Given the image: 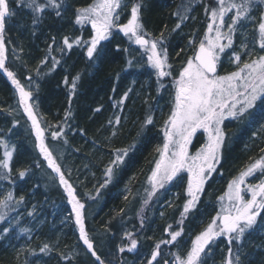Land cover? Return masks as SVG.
<instances>
[{"label":"snow or ice","instance_id":"6c2138e0","mask_svg":"<svg viewBox=\"0 0 264 264\" xmlns=\"http://www.w3.org/2000/svg\"><path fill=\"white\" fill-rule=\"evenodd\" d=\"M17 5L26 6L31 10L34 14L32 22L35 24L47 9H54L55 15L61 16L60 10L65 5V0H43V2L17 0ZM126 7L127 0H93V3L86 7L76 8L74 23L82 26L90 24L92 35L86 40L83 36L71 39L65 36L63 47L59 51L63 53L71 50L74 45L83 46L88 60H95L102 50V42L108 41L114 32H120L143 49L147 56L146 66L155 74L158 94L166 87L165 79L170 80L171 88L174 90L171 96V108L161 127L163 142L155 149L157 156L147 178L151 190L148 191V198L144 200V204L147 205L151 198L167 185L183 183L182 174L186 173L187 180L184 187L186 199L180 221L182 225L187 215L196 209L207 181L211 174L216 172L217 166L223 159V149L227 140L224 121L228 118L241 120L251 116L258 104L264 106V0H213L212 4L206 3L204 11L208 22L203 38L198 42L195 38L189 39V45L194 48V52L175 74L173 65L169 61L168 50L164 46L166 39L164 32L158 37L146 32L141 18L142 3L140 2L132 3L127 22L120 23L121 13ZM256 10H259L258 15H253ZM189 11L191 8L185 7L184 12ZM174 15L179 16V22L173 31L181 28L183 21L188 19L186 14L174 13ZM14 16L15 11L10 6V0H0V70L14 86L19 95V105L31 121L36 148L47 162V167L56 174L59 185L66 193L78 228L79 241L82 242L87 253L94 257L97 264H105L95 250V242L87 230L85 204L79 199L76 188L66 178L52 150L45 142V129L34 114L33 104L29 103L32 99V91L21 84L17 74L6 64L8 57L5 33L8 21ZM248 24L252 25L251 30L246 27ZM238 34L242 36L239 45L236 44ZM54 43L55 38H53ZM51 50L52 45H49V55ZM225 55L229 63L234 65V70L220 74L219 69L222 67ZM48 58L46 56L41 64H46ZM51 59L54 68L59 61L55 57ZM128 63L131 65L132 61ZM27 79L31 81L32 77L28 76ZM79 79V74L72 79L70 85L72 93L75 92ZM64 83H69L67 77ZM127 98L128 92H125L116 106L123 105ZM94 111L100 112L101 108L98 107ZM70 116V110L66 111L65 121ZM18 123L15 121L13 126ZM114 123L120 124L118 116L115 117ZM153 123V116L148 115L143 126ZM109 124H113V120L110 119ZM198 132L205 134L206 140L193 152L191 151L193 137ZM64 135L60 125H56L55 130L51 131L52 140H59ZM113 135H116L115 131ZM64 143H67L66 139ZM131 147L115 150L114 159L110 160L105 168L107 179L101 187H105L110 182L114 169L124 163V158ZM0 148L3 149V156L0 157V180L11 182L15 146H10L0 137ZM261 152L264 153V148ZM36 167H40L39 162L36 163ZM29 171L30 169L18 170V177L24 179ZM249 178L257 179L258 182H249ZM14 200L16 204H21L24 197L15 199L13 193L9 191L0 198V222L6 219L7 214L3 210L9 209L10 202ZM218 200L220 207L216 215L191 239V245L186 252L173 254L172 264H204L212 246L221 238H224L227 244V255L223 264H241V255L238 251H234L233 245L242 244L244 237L254 230L261 220H264V155L254 159L237 176H234L229 181L227 190L218 197ZM28 215L31 216L33 213L29 212ZM170 228L171 226L165 229L170 239L155 244L146 264L157 262V258L161 255V245H174L178 242V238L182 237L183 227L175 231H171ZM8 232L9 228L5 227L3 233ZM124 236L129 243L118 246V251L121 253L135 251L138 240L134 238V234L126 232ZM51 250L48 244H44L39 249L40 253H48ZM164 264L169 262L165 260Z\"/></svg>","mask_w":264,"mask_h":264},{"label":"trees","instance_id":"16d2710c","mask_svg":"<svg viewBox=\"0 0 264 264\" xmlns=\"http://www.w3.org/2000/svg\"><path fill=\"white\" fill-rule=\"evenodd\" d=\"M88 2L90 1L85 0L82 4L87 6L86 4ZM140 3H142L141 18L147 32L156 37L159 36V32H164L166 38L164 46L168 50L169 61L173 65V72H175L179 64H182L186 54L192 55L194 52V48L189 45V39L195 38L198 42L203 37L208 22L204 11V5L206 3L212 4L213 0H178L176 4H172V0H143ZM131 6L132 4L127 5L125 10L128 12ZM185 7L191 8V11L185 13ZM46 11L48 12L46 16L49 17V19L53 18L48 25V27L52 29L47 30L48 27L46 28L49 19H41L40 16L36 25L32 27L28 33L23 34V39L19 41L24 51H29L28 56L25 57V61L29 63L32 61L35 63L36 70L32 73L31 77L32 79H36L40 84V90L37 96L41 116L45 119L47 124L53 126L51 131L55 130L56 125H60L65 135L56 141L64 142V139H66L67 143L64 144L68 149L70 148L72 150L70 154H75V156L81 160L80 164L85 162V166H87L88 170L91 169L93 171L95 165H97L96 167L101 166L102 170L104 169L103 174L105 180L107 179L105 168L109 165V155L114 159L116 149H123L126 144L134 145L131 153L124 158V163L117 175L116 181L109 189L112 191L113 189H117L130 176L139 177V175L141 176L144 174V171H146L149 165V155L152 154L158 142L161 140L159 132H161L160 127L162 125L163 109L167 107V99H165L163 105H161V98L157 100L158 85L156 77L153 70L146 66V63L142 67L134 68H130L127 65L126 57L123 52V48L126 49L127 43L122 38L120 32H114L113 36L104 43L102 54L98 59V65L91 74L88 72V63L90 60H88L86 49L83 46L78 47L74 45L71 50H67L63 53L58 50L55 58L59 63L53 68V61L51 59L52 50L49 55V45H52L53 48V38H56L57 33H59V29L56 28L58 24H61L57 22L58 16L55 15L54 9H47ZM174 13H180L181 15L186 14L188 16V19L183 21L181 28L175 31H173V29L179 22V16L174 15ZM33 16L34 14L32 17ZM63 25H65V23H62V26ZM71 25L72 19L70 20V26ZM73 29L74 30H72L69 35L62 36L59 49L63 47V38L65 36H68L70 39L83 36L85 40L91 36L89 24L79 27L75 26ZM115 35L119 36V40L116 41L114 39ZM40 43L46 44L44 46L40 45L43 49L38 53L37 45ZM46 56L49 57L48 60L50 61L48 66L41 64V61ZM80 63L84 65L82 66L84 68H80ZM229 66L234 68L232 64ZM62 67L69 69L65 71L63 75H61ZM78 74L80 79L77 81L75 92L72 93L70 91L71 81ZM65 77L68 78V84L64 83ZM164 83L166 87L161 89L159 93L162 90L168 92L172 90L169 79L166 78ZM13 89L15 90L14 86L7 79L3 71L0 70V137L7 141L10 146V121L5 112L1 109L12 101ZM125 92H128V98L123 105L116 106ZM170 94L171 93H168L167 96ZM70 96L71 103L69 104ZM98 107L101 108V111L95 112L94 109ZM69 110L71 116L65 121L66 111ZM262 112H264V106L258 104L249 122L243 126L231 147L224 151L222 162L217 166L216 172L212 173L213 175L220 174L216 184L224 185V183L239 170V166L243 162H253L254 159L260 157L257 155L258 151L264 148V114H262ZM148 115L153 116L154 123L145 127L143 124ZM117 116L120 118L119 125L114 123L115 117ZM110 119L113 120V124H109ZM114 131L117 133L116 135H113ZM205 140V134H196L193 139L191 151L194 152ZM261 154L263 155L262 152ZM0 156H3L2 148H0ZM39 158L37 159L24 144L15 146L11 182L9 180H0V198H3L9 191H11L14 196L19 194V197L23 196L25 198L27 197L26 195H29L26 193V190L30 188L34 189V193L36 192L37 194L35 193V195L38 197L44 195L41 193L40 188H38L39 185H37V187L34 183L28 182L27 180L29 175L36 173L35 169L38 168L36 167V163L39 162L41 165L45 162L41 157ZM22 169H30L24 179H20L17 174L18 170ZM61 169L63 172H66V166L64 164ZM87 181H89V178ZM92 182L95 183L94 175ZM182 184L183 183H172L167 185L164 189H161L159 193L157 192L149 203L145 205L144 200L148 198V191L151 190L150 185L146 181L141 191V197L136 203L139 215L134 216L133 219L137 221L141 218L143 221H148V212L152 204H154L152 209L159 205L160 210L161 204L163 205L166 203L171 197L175 195L185 196V186ZM21 188H23L22 190H24V193L21 192ZM62 191L64 192V190ZM206 191L207 190H205V192ZM162 192L163 196L161 197ZM215 196L216 194L213 196V199H215ZM203 198L202 194L199 203L203 201ZM205 198L206 205L201 204L200 210L196 208L194 211L190 212L193 214L191 219L189 213L181 225V209L174 221L175 223L167 225V228L171 226V231L183 227L182 237L178 238L175 247L181 245L182 242L191 241L196 234L206 227V225H204V227H199V222L203 220L206 215L210 216V214H213L216 203L209 209L207 192ZM119 207L120 204L118 203L117 197L115 195H107L95 217V219H97L96 223L99 224L100 222L104 225L112 221L113 217L117 215ZM35 208L39 210L40 206L36 205ZM3 211L7 215L6 219L0 222V264H19L21 261H23L22 264H34L37 259H39V264H72L67 254L62 256L57 253V255H43L39 251H35L37 254L31 253V259H29L28 253L30 251L23 250L19 252L16 248L35 242L38 235L37 229H33L32 225L26 224L24 220L25 216L21 215L15 217L19 211L16 210L13 203L10 204L9 209H4ZM46 213H48V211ZM42 215L45 214L42 213ZM132 223L134 225L127 233H133L134 238L137 239L140 231L136 230L137 224H135V222ZM5 227L9 228L7 234H3V229ZM22 229H28L29 231H21ZM147 229H149V232L148 235H145L146 238H144L141 243H138V247L134 253L129 252L135 255L137 250H140L141 253H139V256L142 259L140 264H146L156 243L161 240L170 239L166 232L161 235V221H149ZM154 230L156 232H154ZM70 231L73 237L70 243L71 246L74 245L71 251L74 252L78 249L85 251L88 260L90 259L93 264H97L94 257H92L90 253H87L86 248L78 239L79 233L75 225L74 217ZM188 231H190V234L186 237ZM254 234L255 229L247 234L244 240H246L245 238L247 236ZM155 237L158 239L155 240ZM52 238L55 239V235H53ZM261 238L264 240V233L261 235ZM9 239L11 242H7ZM115 243L116 260L119 263L122 256L126 254V251L123 253L119 252L118 246L128 244L129 241L123 235V237L120 240H116ZM144 243H148L149 246L146 254L144 253ZM216 244L223 247V256L225 259L227 255V244L225 239H219ZM140 246L141 248H139ZM173 247V244L161 245L160 252L161 254L163 251L166 253L168 251L171 252L170 250H172ZM233 249L234 251H238L241 255V264H264V247H262L260 251H255L254 249L247 248V246L245 248L241 244L239 246L234 244ZM90 260L89 262H91ZM165 260L168 262L173 261L168 258H157V262L161 264H163ZM204 264L212 263L209 259H205ZM218 264H223V262H218Z\"/></svg>","mask_w":264,"mask_h":264},{"label":"rangeland","instance_id":"374dc122","mask_svg":"<svg viewBox=\"0 0 264 264\" xmlns=\"http://www.w3.org/2000/svg\"><path fill=\"white\" fill-rule=\"evenodd\" d=\"M88 1L90 2L86 4L87 6L93 3V0H88ZM137 1L141 2L143 0H135V1L127 0V5H131L132 2H137ZM172 1H173L172 4H176L178 0H172ZM84 2L85 0H65V5L60 10L62 14L57 18V22H59L61 25L58 24L56 28L59 29V33H57V36L55 38V43L53 44L52 57H55L57 55V52L59 50V43L62 36L69 35L72 32V30H74L73 27L82 26V25H76L75 23L74 26L73 22L75 19V9L79 7H86L82 4ZM10 6L15 11V16L8 21L7 30L5 33V42H6L7 57H8L6 64L10 70L17 73V76L21 84L27 90L32 91V99L29 101V103L33 104L34 114L37 117L38 121L40 122L41 126L45 129V142L48 145V147L52 150L60 166L62 167L63 164L66 166V172H64L65 176L69 180V182L76 188L78 197L81 200V202L85 204L84 212L86 217V221H85L86 227L95 242V250L97 251L98 254H100L101 258L105 261L106 264H111V263L117 264L118 263L116 260L117 254H116V250L114 249V245L116 244L115 242L116 240H120L123 237L124 233H126L129 229H131V227L134 225L132 222H135V224H137L136 226L137 229L136 228L135 229L140 231V234L137 238L138 243H141L144 240V238H146L145 235H148L149 229H147V227H148V222L151 220H154L155 222L161 221V235H163L165 229L167 228V225L175 223L174 221L178 213L182 209L185 196L175 195L171 197L166 203H164L163 205L161 204L160 210H159V205L154 209H152L154 207L153 206L154 204H152L148 212L149 214L148 221H143L141 220V218L135 221L133 217L139 215V211L136 203L141 197L142 188L144 187V184L146 183L147 178L150 175L151 168L154 166L153 161L157 156V153L155 151L157 146L155 147L152 154L149 155V165L147 166L146 171H144V174H142L141 176L139 175V177L130 176L117 189H113L112 191H110L109 189L116 181L117 175L119 174V171L123 164L119 165L114 169V173L110 182H108L105 187H101V185L105 184V179L103 174L104 169L102 170L101 166L96 167L97 165H95L93 171L91 169L88 170L87 166H85V162L80 164L81 160H79V158L76 157L75 154L73 155L70 154L72 150L70 148L68 149L64 144V142H58L56 140H52L50 135H51V128L53 126L47 124L45 119L41 116L39 110L37 95L40 90V84L36 79H32L31 81L27 79L28 76H31L32 73L35 72L36 70L35 63L32 61L31 63L25 61V57L28 56L29 51L26 50L24 51V49L21 47L19 43L20 39H23V34L28 33L32 29V27L36 25V23L33 24L32 22L33 13L30 11V9H27V7L25 6H18L17 0H10ZM258 12L259 10H256L253 13V15H258ZM47 13L48 12L45 11L41 15V19L43 18L46 20L49 19V17L46 16ZM129 16H130V10L128 9V12L124 10L121 13L120 23H126ZM51 19L53 20V18H50L48 20V24L46 28L51 22L50 21ZM71 19H72V25L70 26ZM62 23H65V25L62 26ZM89 26L91 31V25L89 24ZM246 27L249 30H251L252 25L248 24ZM50 29L52 28L51 27L47 28V30ZM160 33L161 32H159L158 35H160ZM120 34L124 39V41L127 43L126 49L123 48L127 65L130 68L142 67L143 65H145L147 56L144 53L143 49H140L138 45L132 43L128 39V37L123 35V33ZM244 34L246 35V33ZM91 35H92V31H91ZM241 38H242L241 34H238L236 37L237 45H239ZM114 39L116 41L119 40V36L115 35ZM105 42L106 41L102 42V49ZM45 44L40 43L37 45L38 53L41 52L43 49V47H41L40 45L44 46ZM259 51L260 50L257 48V52ZM101 54H102V50L99 56L95 60L89 61L88 63L89 74H91L93 70L97 67L98 59ZM189 56L191 55L186 54L182 64L184 63V61H186V59ZM244 59H247V57H244ZM129 61H132L131 65H129L128 63ZM49 62L50 61L48 60L45 66H48ZM182 64H179L176 71L179 70ZM229 65L231 64L229 63L228 58L225 55L223 57L222 67L219 69L220 74H224L225 72L234 70V68H231V66ZM82 66L84 65L80 63L81 69L84 68ZM67 70L69 69L62 67L61 75L65 74L64 72ZM176 71L174 72V74L176 73ZM173 91H174L173 89L170 92L166 90H162L158 94L157 100L161 98V105H163L165 99H167L166 101L167 107L163 109V119H162L161 127L163 126V122L169 114L171 108V96ZM12 93H13L12 101L8 105H6L3 109H1L2 111L5 112V114L7 115L10 121L11 146L24 144V146H26L37 159L39 157L43 159V156L39 153L38 149L36 148V139L34 132L31 128V121L28 120L27 115L23 113V110L19 105V95L14 89ZM168 93L171 94L167 96ZM250 117L251 116H248L241 120H233L231 118H228L224 121L223 127L227 135V140L225 142V146L223 149V156H224V151L229 147H231L232 143L234 142L235 138L239 135L243 126L249 122ZM15 121H18L19 123L13 126ZM161 127H160V131H161ZM159 134L161 135V140L160 142H158V145L162 144L163 142L162 132H159ZM194 138L195 137H193V139ZM129 146L132 147L130 148L127 156L133 150L134 145L126 144L124 148H129ZM257 155L262 156L261 150L258 151ZM112 159L113 157L109 155L108 163ZM246 163H247L246 161L243 162L239 166V170L235 172L231 176V178H229V180L224 183V185L216 184L218 182L220 174L217 175L211 174V177L209 178V180L205 185V189L203 192V197H204L203 201L201 203H198L196 208L200 210L201 204L206 205L205 197L207 192L208 208L211 209L213 204L216 203V208L214 211L215 213L213 212V214L212 215L210 214V216L206 215L204 219L199 222V227H204V225L207 226V224L211 221L212 217L216 215V212L219 210L220 207V201L218 200V197L223 195L224 192L227 190V185L229 181L234 176H237L239 172L251 162L247 164ZM35 170L36 173L29 175L27 177V180L28 182L34 183L36 186L39 185V187L38 186L37 187L40 188L41 193H43L44 195L42 197H38L37 195H35L36 192L34 193V189L30 188L26 190V193H28L29 195H26L27 197L24 198L23 203L16 204L14 200L10 202V204L13 203L15 205L16 210L19 211V213L16 214L15 217L21 215L25 216L24 220L26 221V224L32 225L33 229H37L38 235L36 237L35 242L27 244L26 246H20L16 249L19 252H22L23 250L30 251L28 253V257L29 259H31V253H35V251H39V249L43 247L44 244H48L52 250L48 253H42L43 255L59 254L62 256L67 254L69 255V259L71 260L72 264L73 263L93 264V262L90 259L89 260L91 262H89L88 256L85 251L80 249H78L77 251L75 250L74 252L71 251L74 245L71 246L70 243L73 240L70 228L73 222L74 214L71 211V207L68 203L66 194L62 191L63 190L62 186L59 185L58 178H56V174L47 167L46 161ZM93 175H94L95 183L92 182ZM182 175L184 176V182L182 185L185 186L187 180V174L185 173ZM88 178L89 181H87ZM249 182L256 183L258 182V180L249 178ZM22 189L23 188H21V192L24 193V190ZM205 190L207 191L205 192ZM215 194H216L215 196L216 202L215 199H213V196ZM107 195H115L117 197L118 203L120 204L119 211L117 215L113 217L112 221L108 222L107 224L102 225L100 222L99 224H97L96 223L97 219H95V217L102 205L104 198ZM162 196H163V192L161 194V197ZM14 197L15 199H19V194H16V196ZM125 197H127V199H125ZM225 203H227V201H225ZM36 205L40 206L39 210L35 208ZM47 211L48 213H46ZM29 212H32L33 215L29 216L28 215ZM42 213L45 215H42ZM192 215L193 214L191 213L189 214L190 219L192 218ZM154 232L156 231L154 230ZM263 233H264V220H261L255 228V234L247 236L245 238L246 240L243 239V243L241 245L244 246L245 248L247 246V248L254 249L255 251L262 250V247H264V240L261 238V235ZM189 234L190 231L187 232L186 237ZM191 234L193 235L192 232ZM53 235H55L56 237L55 239L52 238ZM157 239L158 238L155 237V240ZM7 242H11V240L9 239L7 240ZM175 245L176 244H174V247L172 248V250H170L171 252L168 251L166 253L165 251H163L161 257L168 258L169 260H173L174 259L173 254L177 252L180 253L186 252L191 245V241L188 240L186 242H182L181 245H178L176 247ZM143 247H145L144 253L146 254V251L149 247L148 243H144ZM139 248H141V246ZM222 248L223 247L221 245L215 243L211 248L210 254L205 259H209V261H211L212 264H218V262L222 263L224 261ZM125 253L126 254L122 256L121 261L118 264H140V261L142 260L141 257L139 256V253H141L140 250H137V253L135 255L130 254L127 251ZM22 263L23 261H21L19 264ZM34 264H39V259H37ZM157 264H161V263H157Z\"/></svg>","mask_w":264,"mask_h":264},{"label":"flooded vegetation","instance_id":"af4514ba","mask_svg":"<svg viewBox=\"0 0 264 264\" xmlns=\"http://www.w3.org/2000/svg\"><path fill=\"white\" fill-rule=\"evenodd\" d=\"M158 258H161V256H159Z\"/></svg>","mask_w":264,"mask_h":264},{"label":"water","instance_id":"95a60500","mask_svg":"<svg viewBox=\"0 0 264 264\" xmlns=\"http://www.w3.org/2000/svg\"><path fill=\"white\" fill-rule=\"evenodd\" d=\"M172 264V263H171Z\"/></svg>","mask_w":264,"mask_h":264}]
</instances>
